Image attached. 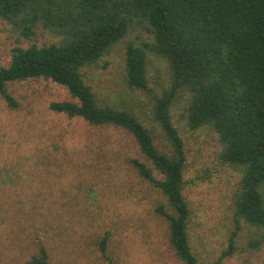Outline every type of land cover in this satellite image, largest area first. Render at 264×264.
I'll return each mask as SVG.
<instances>
[{"label": "trees", "instance_id": "trees-1", "mask_svg": "<svg viewBox=\"0 0 264 264\" xmlns=\"http://www.w3.org/2000/svg\"><path fill=\"white\" fill-rule=\"evenodd\" d=\"M0 20L27 40L36 32L55 39L13 49L10 64L0 67V98L15 110L18 103L7 86L42 78L72 98L50 103L53 113L127 132L141 156L130 165L166 200L155 213L180 263L200 264L190 245V210L182 194L184 143L171 117L178 99L188 130L215 134L219 162L240 171L235 216L254 227L264 244V0H0ZM133 32L144 36L126 42ZM119 43L125 44L124 83L131 92L150 96L163 146L129 110L100 104L84 80L82 69ZM152 60L164 63L169 74L160 94L149 87ZM4 170L0 178L6 182L19 178ZM34 198L21 208L20 200L14 206L0 200V264H51L59 216L56 209L32 206ZM107 240L105 234L98 250L107 264H116L107 255ZM230 254L227 249L223 256Z\"/></svg>", "mask_w": 264, "mask_h": 264}, {"label": "rangeland", "instance_id": "rangeland-1", "mask_svg": "<svg viewBox=\"0 0 264 264\" xmlns=\"http://www.w3.org/2000/svg\"><path fill=\"white\" fill-rule=\"evenodd\" d=\"M136 35L129 33L125 41ZM54 40L41 32L27 40L0 20V67L10 64L14 48ZM124 45H114L96 65L82 69L84 80L100 104L129 110L163 146L150 96L131 92L124 83ZM147 76L149 87L160 94L168 83L166 65L152 60ZM7 89L18 108L9 109L0 98V169H9L8 174L19 178L11 183L0 178V200L6 206L20 200L21 208L35 197L32 206L57 210L51 264H107L98 250L105 234L107 255L116 264H182L155 213L158 206L166 207V200L129 163L141 159L129 134L50 111V103L72 98L49 80L29 79L11 83ZM183 112L184 102L178 99L171 117L186 154L182 194L190 210L192 251L200 264H264L258 232L235 216L233 199L240 171L219 162L215 134L208 129L188 130ZM227 249L231 254L223 256Z\"/></svg>", "mask_w": 264, "mask_h": 264}]
</instances>
